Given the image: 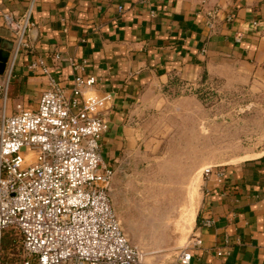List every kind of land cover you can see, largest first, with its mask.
<instances>
[{
  "label": "crops",
  "instance_id": "0c3cea01",
  "mask_svg": "<svg viewBox=\"0 0 264 264\" xmlns=\"http://www.w3.org/2000/svg\"><path fill=\"white\" fill-rule=\"evenodd\" d=\"M28 2L0 0V38L13 39L2 13L20 15ZM215 9V25L209 27L207 13ZM32 20V46L13 67L11 111L18 103L37 107L47 79L28 69L34 56L45 57L53 72L68 79V58H84L86 72L97 78L93 91L114 94L102 138V156L109 159L130 144L134 108L146 107L174 79L191 81L233 63L264 74V31L253 25L264 20V0H35ZM55 53L61 55L57 65ZM10 55L11 50L0 74ZM3 56L0 47V63ZM218 171L224 173L221 181ZM202 185L192 232L203 244L192 249L190 264H264V154L215 166ZM208 216L215 223L205 227L201 221Z\"/></svg>",
  "mask_w": 264,
  "mask_h": 264
},
{
  "label": "built area",
  "instance_id": "2783aa9c",
  "mask_svg": "<svg viewBox=\"0 0 264 264\" xmlns=\"http://www.w3.org/2000/svg\"><path fill=\"white\" fill-rule=\"evenodd\" d=\"M34 3L29 0L20 15L2 13L13 39L9 63L0 74V264L9 228L22 250L19 264H139L141 252L129 242L112 207L113 169L102 156L114 94L93 91L97 78L86 72V59L68 58L73 73L68 79L53 72L45 57L34 56L28 69L47 79L37 107L24 109L18 103L11 111L8 105L16 58L32 46ZM207 15V25L214 27L217 10ZM60 59L53 54L54 64ZM211 172L206 168L204 174ZM223 175L217 172L218 181ZM214 223L212 216L201 221L205 227ZM202 244L192 232L171 264H190L192 249Z\"/></svg>",
  "mask_w": 264,
  "mask_h": 264
},
{
  "label": "rangeland",
  "instance_id": "374dc122",
  "mask_svg": "<svg viewBox=\"0 0 264 264\" xmlns=\"http://www.w3.org/2000/svg\"><path fill=\"white\" fill-rule=\"evenodd\" d=\"M254 74L233 63L191 81L174 79L146 107L134 108L130 144L111 159L103 154L113 169L112 207L142 250L139 264H171L187 244L206 168L264 154V74ZM3 248L4 264L20 263L11 228Z\"/></svg>",
  "mask_w": 264,
  "mask_h": 264
},
{
  "label": "water",
  "instance_id": "95a60500",
  "mask_svg": "<svg viewBox=\"0 0 264 264\" xmlns=\"http://www.w3.org/2000/svg\"><path fill=\"white\" fill-rule=\"evenodd\" d=\"M0 42L3 44L0 45L2 51H4V56L1 58V63H0V67H3L4 68V65H5V62H6V58L8 57L9 55V52L12 48V41H9V40H3L2 38H0ZM4 42L6 44H4ZM8 43V44H7ZM129 240V239H128ZM130 242V241H129ZM131 243V242H130ZM132 244V243H131ZM134 245V244H132ZM135 246V245H134ZM137 247V246H136ZM138 250L141 252L142 250L138 248Z\"/></svg>",
  "mask_w": 264,
  "mask_h": 264
},
{
  "label": "trees",
  "instance_id": "16d2710c",
  "mask_svg": "<svg viewBox=\"0 0 264 264\" xmlns=\"http://www.w3.org/2000/svg\"><path fill=\"white\" fill-rule=\"evenodd\" d=\"M3 247H4V240H3Z\"/></svg>",
  "mask_w": 264,
  "mask_h": 264
},
{
  "label": "bare ground",
  "instance_id": "6f19581e",
  "mask_svg": "<svg viewBox=\"0 0 264 264\" xmlns=\"http://www.w3.org/2000/svg\"><path fill=\"white\" fill-rule=\"evenodd\" d=\"M193 220H194V216H193ZM192 222V221H191Z\"/></svg>",
  "mask_w": 264,
  "mask_h": 264
}]
</instances>
